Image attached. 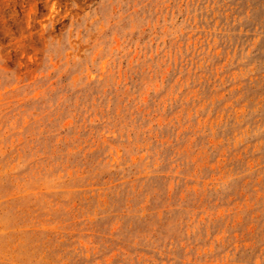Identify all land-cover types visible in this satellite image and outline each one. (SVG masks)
<instances>
[{"label":"rangeland","instance_id":"1","mask_svg":"<svg viewBox=\"0 0 264 264\" xmlns=\"http://www.w3.org/2000/svg\"><path fill=\"white\" fill-rule=\"evenodd\" d=\"M0 264H264V0H0Z\"/></svg>","mask_w":264,"mask_h":264}]
</instances>
